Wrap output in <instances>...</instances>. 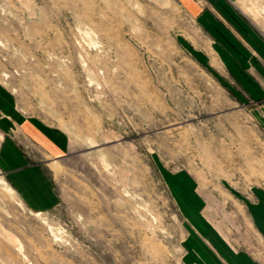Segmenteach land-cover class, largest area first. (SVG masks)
Masks as SVG:
<instances>
[{"label": "rangeland", "instance_id": "374dc122", "mask_svg": "<svg viewBox=\"0 0 264 264\" xmlns=\"http://www.w3.org/2000/svg\"><path fill=\"white\" fill-rule=\"evenodd\" d=\"M193 2L210 12L0 0V88L67 139L43 165L50 211L30 209L0 169V264H188L182 186L206 219L227 207V236L254 250L224 202L264 186V0Z\"/></svg>", "mask_w": 264, "mask_h": 264}, {"label": "crops", "instance_id": "0c3cea01", "mask_svg": "<svg viewBox=\"0 0 264 264\" xmlns=\"http://www.w3.org/2000/svg\"><path fill=\"white\" fill-rule=\"evenodd\" d=\"M186 1L190 10L199 16L210 12L202 6L197 7L193 0ZM225 1L233 4L238 2ZM11 99L0 88V169L30 209L50 211L56 208L59 198L43 165L66 154L67 139L62 132L41 121L24 118ZM188 188H178L184 204H189V197L192 198L187 192ZM240 194L238 197L231 195L224 203L240 207L234 208L239 211L233 213L251 227L247 236L252 240L254 250L241 243L242 236H227L228 224L234 222H229L233 214L227 212V207L217 204L215 207L210 206L216 212L214 215L210 213L206 219L197 213L192 203L182 204L186 210H191L195 222V233L185 242V260L188 264H264V254L260 250V246L264 247V186H253Z\"/></svg>", "mask_w": 264, "mask_h": 264}]
</instances>
